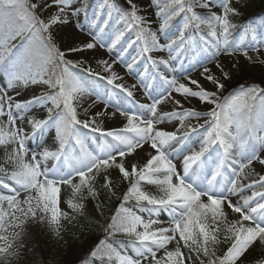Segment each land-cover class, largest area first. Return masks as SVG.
<instances>
[{"label": "snow or ice", "instance_id": "obj_1", "mask_svg": "<svg viewBox=\"0 0 264 264\" xmlns=\"http://www.w3.org/2000/svg\"><path fill=\"white\" fill-rule=\"evenodd\" d=\"M247 2L123 0L121 5L102 0L89 17L85 0H0V73L6 78L0 87V146L11 169L0 165V189L5 190L0 194V264H27L25 237L33 226L58 240L71 231L74 243L93 226L103 229L104 238L93 241L78 264H264V258L249 259L253 249L264 251V175L243 182L254 164L264 167V86L241 85L232 97L220 98L236 73L248 64L264 65V21L259 26L235 22ZM178 18L182 25L170 34ZM129 33L135 38H126ZM16 40L18 45L12 43ZM138 43L151 83L139 75V85L129 87L117 82L123 77L114 65L136 75L137 57L131 62L123 57ZM98 50L107 56L98 57ZM89 58L106 75L84 67ZM138 87L150 102L137 100ZM28 88L40 91L23 101L15 100L21 91L8 95ZM85 95L95 99L82 104ZM165 102L173 107L164 108ZM109 107L126 123L104 129L96 117L109 115ZM36 108L46 115L29 116ZM78 109L85 118L78 117ZM164 123H172V129L158 127ZM88 133L96 135L95 149L86 142ZM37 137L41 144L29 148V139ZM145 145L146 162L126 167V158ZM113 168L128 186L110 221L101 222L100 205H94L98 215L93 218L85 202L99 199L97 177L109 198L116 196ZM62 186L72 190L66 201L70 212L60 207ZM117 234L127 237L124 248L114 246L124 244Z\"/></svg>", "mask_w": 264, "mask_h": 264}, {"label": "rangeland", "instance_id": "obj_2", "mask_svg": "<svg viewBox=\"0 0 264 264\" xmlns=\"http://www.w3.org/2000/svg\"><path fill=\"white\" fill-rule=\"evenodd\" d=\"M119 1H123V0H117V3H119ZM101 2H102V0H85L86 5L88 6V16L89 17H91L92 13L96 10V8L98 7V5ZM138 3L147 5L149 3V0H138ZM260 8L264 12V0H248L246 8L242 10L243 11L242 17H240L239 20L235 21V22H237V23L246 22V24L251 22L254 25L259 26L261 24V22L264 21V15L261 14V12H259ZM54 10L55 9H53V11ZM213 10L219 11V9H213ZM47 14L48 13L46 12L45 15H47ZM141 14H145V13L142 12ZM146 14L150 20L155 19L154 14H153V8H148ZM252 14L253 15L256 14V16H251ZM81 19H82V22L84 23L85 28L89 27L88 21L84 20L83 16L81 17ZM182 22H183L182 18H178L177 21L174 22V25L170 31V34L174 33L176 31V29H178L182 25ZM153 28H155V25H153ZM205 31H207L206 28H205ZM239 37H240V31L237 30L233 35L232 42L234 44L239 42ZM126 38L134 39L135 36L133 33H129L128 37H126ZM81 39L88 40V39H90V37L83 35V36H81ZM245 42L247 43V41H245ZM12 43L18 45L20 43V41L16 40V41H13ZM140 46L141 45L138 43L133 48L129 49L128 52L125 53L124 57H123L124 60L128 61V62H131L132 57H134V56L137 57V63L134 64V66H133V72L136 75L127 74L126 69L123 66V64L114 65V67H119L117 73L123 77L122 81H117L118 83H124L126 86H129V87H131L133 84L139 85V80L137 79V76L144 75L146 68L148 69L149 72H151V69L148 67L147 60L144 59L143 57L138 56ZM119 51H120V49L118 48L113 53V57ZM261 52H264V48L261 49ZM249 54L252 55L253 57H255L257 55V53H255V52H250ZM96 55L98 57H105V56H107V53L103 50H98ZM155 55L157 57L163 56L164 58H166V53H156ZM70 58H73V57H70ZM189 59H190V57H189ZM261 59H264V56H262ZM245 63H247V62H245ZM84 66L85 67L91 66L95 71L99 72L101 75H106V73H104V71H103L102 66L100 64L96 63L91 58H89L88 62ZM226 66H227V62H226ZM188 67H189L188 61L185 60L184 61V68H188ZM242 73H246L247 75H249L251 78H253L255 80V83L260 84L261 86H264V65H261L259 63L248 64L247 68L236 73L235 76L242 75ZM193 75H196V73L193 72ZM144 78H145L146 82L151 83V81L147 78L146 75H144ZM180 82H185V81L180 80ZM5 83H6V78L3 76L2 73H0V87H3L5 85ZM202 83H203V81H202ZM204 86L206 88L211 87V85L206 84V83L204 84ZM15 91H21V95L15 96V100L23 101V100L30 98L34 94L38 93L40 91V89L39 88H28L27 90L15 89V90L9 91L8 95L14 96ZM29 91H30V93H29ZM239 91H240V88L238 90H236L234 92V94L231 95V97L233 95H235L236 93H238ZM153 94H155V93H153ZM135 95H136V98L139 102H150L151 101V97H149L147 95V93L142 94V90L139 87L136 89ZM177 98H179V97H177ZM93 99H95V98L85 95V97L82 99L81 103L82 104H88ZM163 107L164 108H172L173 106L171 104H167V102H165V105ZM192 107L193 108L197 107L195 101H193ZM203 109H204V106L201 105L199 110H203ZM160 110H161V106H158V111H160ZM175 110H179V109L177 108ZM92 111L94 112V111H96V109H93ZM106 112L109 115H107L105 117H96L97 121L101 123V126L104 129L109 130V129H112L114 127H121L124 123H126V119L124 117H121L119 112H117L114 107L107 108ZM113 112H115V116L111 115ZM33 114H35L37 116V118H43L44 115H46V113L40 108L33 109V112L28 113L29 116H31ZM78 117L79 118H85L84 113L79 111V109H78ZM202 122L203 121L201 120L200 123H202ZM188 123L189 124H196L197 121L189 120ZM172 126H173L172 123H164V124L158 125L159 128H167L169 130L172 129ZM25 127L27 128V125H25ZM27 130L30 131V128H28ZM85 132L87 133V131H85ZM45 141L47 142V144L50 145L51 144V135H49L48 137H45ZM86 142L89 143V146L91 148L95 149L97 146L96 135L88 133L86 135ZM40 144H41V140L39 137H37V139H35V140L29 139V141H28V147L31 149H37L38 145H40ZM148 151H149L148 146L145 145L143 149L138 150V154H133V155L126 158L127 162H126L125 166L128 167L132 163H136L137 167L142 166L143 163L146 162V159L149 158V156L147 155ZM4 160H5V149L3 146H0V165L8 167L9 170H11L10 166L4 164ZM177 163H179V160H177ZM109 172H110V178L112 179L116 193H119L121 188L124 189L125 186L126 187L128 186V185H125V181H123L121 179L117 169H115V168L110 169ZM259 175H264V167H262L258 164H254L253 174L250 175L248 177V179L244 180L243 182L244 183H250L253 179H258ZM77 181H78V178H77ZM102 183L103 182H102L101 178L97 177L95 187L100 192V196H99V199L97 201H95V204L98 203L100 205V211H102V213H103V215L100 216V221L101 222H107V221H110L111 216L115 214L116 208L119 206V203H115V206H116L115 209L111 208L112 204H110L107 200L108 199L107 193H106L107 190L102 189ZM143 187H144V190L149 191L153 194H157V190L155 189V187L146 186V185ZM4 191L5 190L0 189V194H3ZM250 194H251L250 191L245 192V195H250ZM70 198H72L71 188L67 187V186H62L60 207L63 211H69V212L71 211L70 209H68L67 203H66V201ZM236 199H237L236 197H233L234 202L236 201ZM85 203L87 205L88 201H86ZM93 208H94V206H93ZM142 214L147 216L146 213H142ZM97 215H98V213L94 216H97ZM160 219L166 221L167 218L164 214H161ZM158 226H167V225L164 224V225H158ZM77 227H79V225H77ZM66 228L71 229V225L66 224ZM34 229H38L37 234L40 237L41 242H43V248L42 249L36 243L33 244L31 242V238L33 236L32 233H33ZM70 234H71V231H65L62 233L64 239L58 240L46 228L39 227V226L30 227L29 232L25 237V244L27 245V248L30 250V251H28L27 256H26L27 264H68V262H70V260H71V264H78V262L80 261L81 258H86L89 255V249L90 248L87 250H84V248L82 247L83 246V239L81 241H78L75 243L73 242V240H72V242H70L68 239ZM76 235L79 236L80 233L76 232ZM91 235H92V242H91L90 246L92 247L93 241L98 242L99 239L104 238L103 229L98 228L97 226H93L91 232H89V231L84 232L83 238L89 237ZM122 237H125V236L123 234H117L115 239L120 241V238H122ZM125 238H126V241L124 242V244L114 245V246H117L119 248H124L125 245L127 244V237H125ZM65 240L68 241V244H65ZM70 243L74 244L72 249H71V246L69 245ZM173 246L174 245H170L169 249L171 250V248ZM222 248H223V246L218 248V254L220 253ZM182 251H184L187 254L188 250L182 248ZM71 252L74 254V256L69 255ZM161 255H163L162 251L158 253V256H161ZM259 258H264V251H262L260 249H253L250 256H249V259L252 261H255ZM188 264H192V262H188ZM196 264H198V262H196Z\"/></svg>", "mask_w": 264, "mask_h": 264}, {"label": "trees", "instance_id": "obj_3", "mask_svg": "<svg viewBox=\"0 0 264 264\" xmlns=\"http://www.w3.org/2000/svg\"><path fill=\"white\" fill-rule=\"evenodd\" d=\"M119 4L123 5V1H119ZM126 6V5H125ZM259 12H261V14L264 15L263 10L260 8ZM263 12V13H262ZM251 16H256V14H252ZM244 22V21H243ZM246 24V22H244ZM85 67V66H84ZM252 83H255V80L253 78H251L249 75H247L246 73H242V75L239 76H234L231 80H229L226 84V87L224 90H222V93L220 94V98L221 100H223L225 97H231L232 94H234V92L236 90H238L241 85H250ZM87 131V130H85ZM125 185H127V182L125 181ZM126 190V186L124 189H120L119 193H116L115 197H111L109 198L108 194H107V200L111 205V208H116L115 203H119L120 199H122V193L123 191ZM107 193V192H106ZM95 205V201H88V204L86 205V211L89 215H91L93 218H95L97 214L96 211H94L93 206ZM100 218V217H99ZM29 232V230H28ZM38 229H34L33 230V236L31 238V242L34 244L36 243L41 249L43 248V242H41L40 237L38 236ZM69 241L72 242V235H69ZM120 240H123L124 242L126 241L125 237L120 238ZM91 242H92V235L86 238H83V248L84 250H87L89 248H91ZM71 246V249L73 248L74 244L70 243L69 244ZM86 247V248H85ZM69 255L74 256V254L71 252ZM71 262V260H70Z\"/></svg>", "mask_w": 264, "mask_h": 264}, {"label": "bare ground", "instance_id": "obj_4", "mask_svg": "<svg viewBox=\"0 0 264 264\" xmlns=\"http://www.w3.org/2000/svg\"><path fill=\"white\" fill-rule=\"evenodd\" d=\"M118 69H119V67H114V70L117 72L118 71ZM29 93H30V91H29ZM90 102V101H89Z\"/></svg>", "mask_w": 264, "mask_h": 264}]
</instances>
